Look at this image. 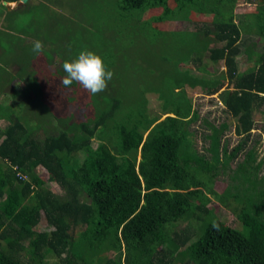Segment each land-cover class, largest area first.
<instances>
[{
  "label": "trees",
  "instance_id": "1",
  "mask_svg": "<svg viewBox=\"0 0 264 264\" xmlns=\"http://www.w3.org/2000/svg\"><path fill=\"white\" fill-rule=\"evenodd\" d=\"M235 1L174 0L170 7L168 0H112L104 17L120 25L110 40L97 29L91 48L114 73L104 91L92 95L59 81L57 96L68 112L56 118L63 127L54 134L30 116L31 101L24 102V124L1 110L0 264H264V174L257 176L260 163L245 147L253 112L264 105V0L244 14L262 44L260 52L244 50L243 70L237 67L244 23L229 9ZM148 8L160 12L139 22ZM191 11L215 17L192 29L151 24L190 22ZM202 59L222 61L223 73L200 70ZM46 75L37 79V98L51 82ZM222 87L218 103L235 119L239 139L227 149L219 142L226 123L203 119L210 130L206 157L192 145L197 112L186 89L209 96ZM152 98L158 109L149 106ZM82 101V120H71ZM240 150L244 158L229 183L218 179ZM211 199L241 228L221 223ZM41 216L45 228L38 227Z\"/></svg>",
  "mask_w": 264,
  "mask_h": 264
},
{
  "label": "rangeland",
  "instance_id": "2",
  "mask_svg": "<svg viewBox=\"0 0 264 264\" xmlns=\"http://www.w3.org/2000/svg\"><path fill=\"white\" fill-rule=\"evenodd\" d=\"M110 1L112 2V0H34L26 4L23 3L24 8L22 9L17 8L11 11H5V5L0 1V112L2 109H9L24 124V102L31 101L30 116L34 117L36 122L39 121L44 132L54 134L58 128L63 127L56 118L67 115L68 105L61 97L57 96L59 93L58 87L60 86L59 81L62 79L58 73L60 71L65 76L62 65L66 60H74L75 54L77 55L85 49L91 51L92 45H95L94 42H98L93 38V35L101 26L104 34H106L105 38L110 40L108 37H111L115 31L112 28L120 25L119 22L112 23L104 17L108 13ZM168 5L172 7L174 0H168ZM259 5L258 0H236L233 6L229 8L234 21L239 26V20L244 23L241 26V35L238 42V62H240L237 67L238 70L245 69L249 64V61L245 58L244 50L253 49L254 53L260 52L262 38L257 33L255 25L248 24L249 22L244 16L249 11H257ZM159 12V8H148L144 13H140L137 20L142 22L143 19L151 18ZM213 17L215 16L211 13L191 11L188 14L190 22L150 20L152 26L170 31L174 29L181 30L185 27L192 29L194 23L198 25L209 23ZM104 23H106V26H104ZM36 39L41 40L44 45V51L39 56L34 55L31 51L32 41ZM214 45L218 44L215 43ZM134 58L133 55L131 60ZM201 61L200 70L205 69L215 74L223 73L222 61H218L215 65H212L208 60L202 59ZM41 71L45 72V75L47 74L46 76L49 77L51 82L48 88L44 87L45 89H42L43 91L37 98L34 91L37 89L35 85L39 84L37 79H40ZM53 72L57 75H54ZM15 80L17 82H14ZM40 81L43 82L41 87L46 84L44 78ZM223 88L226 87H222L209 96L186 89V92L191 96L193 108L197 112V119L189 128L192 132V145L199 154L206 157H208V154L205 148L209 145V139L206 135L210 130L203 123V119L215 126L221 122L226 123L219 142L225 145L227 149L231 148L239 139L233 132L235 119L229 116L223 106L218 103L219 92ZM12 90L18 92L12 94L10 93ZM85 98L87 102H90L88 97ZM78 103L80 104L79 112L72 116L71 120L81 121L84 116L83 114L86 111L83 105L84 102ZM149 103L151 109H158L159 103L155 99L152 98ZM163 116L160 115V118ZM252 116L255 120V128L251 130L250 139L245 147L248 149L252 146L255 162L260 163L257 176H261L264 174V105H262L260 111H254ZM4 124L0 121V127H3ZM92 144L95 146L94 141H92ZM243 158L244 154L240 150L238 156L231 163L224 166L225 172L222 175L219 174L217 178L229 183L228 175L235 168L236 163L242 161ZM36 171L43 180L46 179L47 175L42 168L38 167ZM45 186H49L56 193L58 192V188L53 186V183L46 182ZM209 206L212 207L214 214L221 223L237 229L241 228L234 213L227 207L215 204L213 199H211ZM38 227H46L43 216L40 218ZM192 230H194L193 227ZM198 233V231H195V234Z\"/></svg>",
  "mask_w": 264,
  "mask_h": 264
},
{
  "label": "clouds",
  "instance_id": "3",
  "mask_svg": "<svg viewBox=\"0 0 264 264\" xmlns=\"http://www.w3.org/2000/svg\"><path fill=\"white\" fill-rule=\"evenodd\" d=\"M31 51L39 56L44 51L43 42L39 39L32 41ZM62 69L65 76L61 79V85L70 89L74 83L92 95L104 91L114 73L107 69L101 56L90 50H81L78 56L71 61L66 60ZM212 227L218 229L217 222H212Z\"/></svg>",
  "mask_w": 264,
  "mask_h": 264
},
{
  "label": "crops",
  "instance_id": "4",
  "mask_svg": "<svg viewBox=\"0 0 264 264\" xmlns=\"http://www.w3.org/2000/svg\"><path fill=\"white\" fill-rule=\"evenodd\" d=\"M2 1V3L5 5V11H11V10H15L17 8H24V4L26 3H29L31 1H34V0H25V1H21V0H0ZM24 3V4H23ZM2 18V17H1ZM14 80V79H12ZM14 82H17L16 80ZM6 83V82H5ZM8 86V85H7ZM13 90L10 92L13 94ZM9 93V94H10ZM15 93V92H14ZM1 121V120H0ZM1 128V127H0ZM38 168V167H37ZM43 170V169H42Z\"/></svg>",
  "mask_w": 264,
  "mask_h": 264
},
{
  "label": "water",
  "instance_id": "5",
  "mask_svg": "<svg viewBox=\"0 0 264 264\" xmlns=\"http://www.w3.org/2000/svg\"><path fill=\"white\" fill-rule=\"evenodd\" d=\"M21 1H25V0H21Z\"/></svg>",
  "mask_w": 264,
  "mask_h": 264
}]
</instances>
